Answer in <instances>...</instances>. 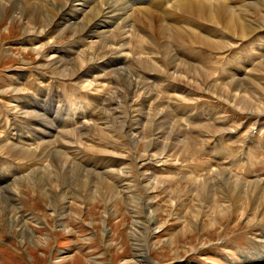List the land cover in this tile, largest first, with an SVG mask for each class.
<instances>
[{
    "label": "rangeland",
    "instance_id": "374dc122",
    "mask_svg": "<svg viewBox=\"0 0 264 264\" xmlns=\"http://www.w3.org/2000/svg\"><path fill=\"white\" fill-rule=\"evenodd\" d=\"M261 1L227 3L247 15ZM170 3L133 4V15L149 9L137 23L139 37L128 26L117 30L105 53L98 39L75 36L56 20L35 31V22L34 30L26 26L28 14L19 19L1 11L0 145L6 144L0 147V264H143L135 256L138 243L152 264H238L241 251L264 238V226L252 225L264 219V27L244 39H223V30L201 17L181 13L171 25ZM261 7L248 18L264 24ZM159 18L168 26L166 37L154 29ZM183 27L187 31L174 34ZM192 33L222 40L204 47L188 40ZM123 40L125 75L117 77L110 65L85 76ZM53 48L61 49L60 67L50 65ZM69 58L83 65L73 69ZM114 87L131 92L118 95ZM107 91L117 98L109 107L119 105L118 111L96 99ZM42 97L46 113L35 105ZM47 113L65 122L58 126ZM101 119L110 120L108 130L96 123ZM41 121L56 124L50 136L37 134ZM80 121L92 127L87 136L80 134ZM64 142L73 143L69 151ZM10 145L35 156H17ZM220 169L239 194L218 181ZM102 179L112 189L106 191ZM143 201L156 213L147 231L137 229V214L152 211L140 212Z\"/></svg>",
    "mask_w": 264,
    "mask_h": 264
},
{
    "label": "bare ground",
    "instance_id": "6f19581e",
    "mask_svg": "<svg viewBox=\"0 0 264 264\" xmlns=\"http://www.w3.org/2000/svg\"><path fill=\"white\" fill-rule=\"evenodd\" d=\"M6 1H7V3H5L4 1H1L0 0V13H1L2 10H5V11H8L14 17H17L18 16L19 19L25 18V16L28 14L29 16H28V21H27L26 26H30L29 29H33L34 30L36 28V27H32V25L35 22V24L33 26H36V25L38 26L35 29V31H41V30H43L41 27L45 26L47 23H48L47 25H49V23H51L54 20H56L55 26L56 25H64L65 28L68 27L69 29H72V31L75 32L74 33L75 36L77 35V36H84L85 38H96V39H98V43L99 44H98V47L97 48H102V50L104 51V53H105V51H107L108 44L111 43V42L112 43L115 42V39L118 37V34L116 33L117 30H120L121 31V29H124L126 26H128L129 28L131 27L132 28L131 30H134V33H135L137 30H139V25L138 24L141 23V22H143V18L141 16V14L147 12V15H149V9L148 8H145V7H142L141 9L138 10V12L140 11L138 13L139 15L138 14L133 15V12L132 11L134 9H136V8H132V5L135 2H142V0H35V2H33V0H6ZM149 1L150 0H148V2ZM246 2H248V1H246ZM263 2H264V0L261 1L260 3L259 2L258 3L261 4V6H264V3ZM172 5H173L172 12H170L171 10L169 12L172 13L174 15V17H170V20H168V22L171 25H173L174 20L176 19V16L179 15V14H181V13H185L187 15H191V16H194V17H201V19L204 18L207 21H209V23H213L210 26H211V28L216 29V31L223 30V33H225L224 34L225 36H223V39H224V37H225V39L228 38V37H226V35H232L233 37L236 36L239 39H244L246 37H249V35L253 31H256L258 28L262 29L264 27V24L255 23L253 20H250V18H248V17H250L252 15V13L254 12V10H259V9L261 10V9H263L261 6L260 7H257V5L254 6L255 7L254 9L252 8L249 11L246 10V11H248V14L247 15H245L246 13L245 14L241 13L243 11V9H245V8L242 9L241 7H238V5H234V6L231 5L230 6L227 3V0H204V1H201V0L200 1H197V0H171L170 7ZM138 6H140V5H138ZM236 10H238L239 12L237 13ZM169 12H163V13L168 14ZM172 14H171V16H172ZM154 18H156V17H154ZM190 18H189V20H190ZM148 21H150V26H152L153 25L152 20L151 19L149 20V18H148ZM161 21H162L161 18H159L158 21H157V25L154 27V29H155V31H157V32L160 33V36L161 37H163V36L166 37L165 31H166V28L168 26L166 24H163V23L161 24L160 23ZM184 24H185V22H184ZM212 26H214V27H212ZM207 27H209V26H207ZM174 30H176V29H174ZM183 30L184 31H187V28H184L183 27L182 30L178 29L177 32H175L174 34L175 35H176V33L183 34L184 33ZM120 31H119V34H122V33H120ZM124 31H125V29H124ZM26 32L29 33L30 30L29 31H26ZM131 32H133V31H131ZM193 33L188 36V40L189 41L190 40H193L194 42L200 43L204 47H208V46L211 47V48L212 47H218L219 41L222 40V39L221 40H216L215 39L216 40L215 41V40L211 39L210 37L204 36V35H201V34H198L195 37V35H196L197 32H195V35L194 36H193ZM208 33H211V29H210V32H208ZM137 36L139 37V35H137ZM186 36L187 35L185 34V38H186ZM205 37L208 40L204 39ZM25 42L28 43V41H25ZM117 43L119 44L120 50L117 51L116 53H112L111 54V57L106 56V59L107 60L106 59L100 60L97 64H93V65H98V66H93L91 68H87L86 71H84L86 68H82L81 69L82 71H84L85 76H90L88 74H90L92 72H95L97 70L101 71L104 68H109L110 65L113 66L112 69L111 68L110 69L113 70L112 72L115 73V75L117 77L125 75L126 67H122V65H124V61H128V58H127V56H125L123 54L120 55L119 53H123L125 50H127L128 46L126 45L127 42H124V40L122 42L121 41L120 42L117 41ZM79 45H82V44L79 43ZM219 48H220V50L223 51L224 49H227L228 48V45H225V46L220 45ZM37 51H39V50L37 49ZM53 53H54V58H53V61H51L50 65H53V66H56V67H60L63 64V61L61 59V49H59V48H53ZM91 59L92 58H89L88 57L86 59V63L88 61H90ZM67 60H69V61L66 64L67 65L68 64L71 65L73 67V69H76V66H80V65L76 64L73 61V58H69ZM177 64H174L171 67H175V66H177ZM116 65H118V66H116ZM199 74H201V72ZM76 76H75V78H76ZM118 82H120V81L118 80L116 83H118ZM122 84L123 83H120L121 86H122ZM239 85L240 84H237V83L234 84L233 85V89H238V86ZM118 86H119V84H118ZM133 87H137V85L136 84L135 85L133 84L131 88H133ZM114 88H116V93L118 95H121L122 93H124V94L127 95V94H129L131 92V88H128V89H125L123 87H122V89H119L117 87H114ZM110 92L107 91L106 94L102 95L101 97L96 98V99H99V100H104V102L103 101H100V102H102L103 104H105L108 107V109L110 108L109 105H112L113 106V104H116L115 103L116 102L115 100L117 99L116 97H113L112 94H111L112 92L111 93ZM114 93H115V91H114ZM34 96H36V95H34ZM53 96H54V93H53ZM56 99H58V98H56ZM120 100L117 101V102H120ZM94 101H95V99H94ZM56 102H58V101H56ZM124 103H125V101H124ZM35 105H36V107H37L38 110L40 109V110L44 111L45 113L48 112V108H44V98L43 97L41 99H37ZM65 105H67V104L65 103ZM121 105H123V104L121 103ZM93 106L97 107L98 105L95 102ZM106 106H104V107H106ZM114 106H116V105H114ZM25 107H30V105L29 106L26 105ZM117 107H111L109 110L110 111H118L116 109ZM55 108H56V106H55ZM245 108H246V106H245ZM245 108H244V111L246 113H254V112H252V110H245ZM261 111H263V110H261ZM54 112H56V111H54ZM100 112L102 113V111H100ZM108 113L110 114V112H107V114ZM47 114L49 116H51V117H49V119L50 118L52 120L54 119L55 120V123H57L58 126L59 125H63V123L65 122V121L64 122L62 121L63 122L62 123L60 121V119L56 117V114L55 113H53L55 115H53V114L51 115V113H47ZM40 115H41V113L38 112L37 113V116L39 117ZM46 118H48V117H46ZM98 118L100 119L101 118V115L98 116ZM71 120H73V119H71ZM124 121H126V120H124ZM96 123L102 124L103 128H105L106 130H108V128L110 126V125H108V123H110V120H107V119H103V120L101 119V120H99ZM54 125H56V124H53L52 123L50 125H47L46 123H43V121L38 122L37 123V126H39V127H37V128L41 129V131L37 132V134H39L40 136H43L44 135L46 137L47 136H50L51 133L56 129ZM77 127H78V125L75 128H77ZM91 128L87 124H85V123H83V122L80 121V124H79V128L78 129L80 131L81 136L82 135L84 136L85 134L87 136L88 135V131H90ZM9 130L10 129L8 127L5 131L9 132ZM70 130H71V128L65 129V131H63L65 133V135H66L65 138L67 140H70L72 138L71 135H70L71 134ZM5 144L6 143H3L2 145H0V147L1 146L4 147ZM72 144L73 143H70V142H67V143L64 142V144H62V145L66 147L65 148L66 151H69L70 150L69 148L72 146ZM150 144H151V142L148 141V146ZM14 149H15V151L17 153V156H22L23 158H26V157H29V156H32V155L35 156V154H34L35 152H33L32 150H28V149L25 150V149H22V148H19V147L17 149L16 146L10 145V151L11 150H14ZM108 157H107V159L109 161V158L110 157L109 158ZM113 162H116V161L115 160H111L110 161V163H113ZM142 162L140 164L141 166H143L145 164V163H142ZM79 167L80 166H77V169ZM217 171L219 172L218 174L220 175L219 178L220 179L222 178V180H220V179L217 178L218 181L219 182L224 181L223 183L226 184V186H227L226 188H228V191L231 192V193H234L235 191L232 189V187L230 188V186L232 185V184L230 185V183H231L230 182V180H231L230 176L231 175L230 176L229 175H226L225 174V169H220V170H217ZM222 174H225L226 177H222L221 176ZM32 177H34V176H32ZM227 177H229V178H227ZM37 178H40V176L38 177V175H37ZM146 179L147 178H145V176H143V177L140 178V181L141 182L142 181H147ZM102 180H103L102 181V186L104 188H106V191L112 189V185L109 183V181H107L105 179H102ZM250 184H252L251 187L254 188V190H255L256 187H259V185L256 184V183H250ZM236 185H238V184H236ZM207 186H209V185H207ZM237 190L238 189H236V191ZM260 190H261V188H260ZM7 193L9 195V198L10 199H13L14 198L12 192H7ZM235 193H238V192H235ZM263 197H264V195H263ZM255 200H257V202H258V197H256ZM263 206H264V204H263ZM145 207L152 208V211L150 213L147 212L146 215L137 214L138 216L136 218L137 219V222L139 223V226L136 225L137 226V229H142L143 231H147L151 226H153L155 224V217L153 216V214L155 213V210L153 208H155V207H153V205H150L149 206L148 204L146 206V204L143 201L141 203V209L142 210L140 212H143L145 210ZM155 215H156V213H155ZM255 217H256L255 215L251 216L252 219H255ZM196 218H197V216L194 215V218H193V219H195L194 220V225H197V223H196L197 219ZM261 220H264V219H256L255 222L252 223V225H254V227H257V226H261L262 227V226H264V224H260V221ZM199 227L203 229V227H201V226H199ZM104 231L106 232V230H104ZM261 232L264 233V231H261ZM251 244H253L254 246L249 247L246 251H243V250L241 251V253H242L243 256H242V258L240 260L241 262L238 263V264H264V238L263 239H258V241H255L254 243H251ZM135 256L137 258H139V261H140V256H142V258L144 259V262H142L143 264H152L148 260L147 254L146 253H143V251H142V245L140 243H138L136 245V253H135Z\"/></svg>",
    "mask_w": 264,
    "mask_h": 264
}]
</instances>
